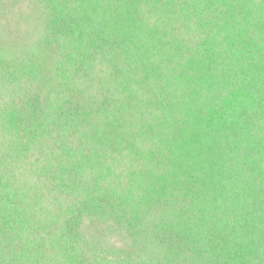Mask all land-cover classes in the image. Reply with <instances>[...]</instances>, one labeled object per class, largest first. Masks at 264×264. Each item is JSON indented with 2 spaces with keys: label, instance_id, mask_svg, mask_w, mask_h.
Wrapping results in <instances>:
<instances>
[{
  "label": "trees",
  "instance_id": "trees-1",
  "mask_svg": "<svg viewBox=\"0 0 264 264\" xmlns=\"http://www.w3.org/2000/svg\"><path fill=\"white\" fill-rule=\"evenodd\" d=\"M0 264H264V0H0Z\"/></svg>",
  "mask_w": 264,
  "mask_h": 264
},
{
  "label": "rangeland",
  "instance_id": "rangeland-1",
  "mask_svg": "<svg viewBox=\"0 0 264 264\" xmlns=\"http://www.w3.org/2000/svg\"><path fill=\"white\" fill-rule=\"evenodd\" d=\"M18 22H22V21H18Z\"/></svg>",
  "mask_w": 264,
  "mask_h": 264
}]
</instances>
